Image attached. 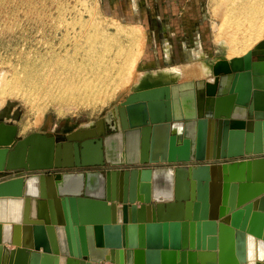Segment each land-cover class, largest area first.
Segmentation results:
<instances>
[{
    "label": "water",
    "instance_id": "95a60500",
    "mask_svg": "<svg viewBox=\"0 0 264 264\" xmlns=\"http://www.w3.org/2000/svg\"><path fill=\"white\" fill-rule=\"evenodd\" d=\"M208 66L212 79L139 85L66 134L0 121V176L26 173L0 180V264H251L264 48Z\"/></svg>",
    "mask_w": 264,
    "mask_h": 264
},
{
    "label": "rangeland",
    "instance_id": "374dc122",
    "mask_svg": "<svg viewBox=\"0 0 264 264\" xmlns=\"http://www.w3.org/2000/svg\"><path fill=\"white\" fill-rule=\"evenodd\" d=\"M112 1L0 0V88L8 92L4 101L0 99V121L18 125L19 137L35 131L66 134L88 126L122 102L134 87L152 84L143 79L171 68L145 69L167 62L196 68L216 61L226 55L220 42L227 46L237 34L235 16L239 14L233 7L249 1L264 6V0H141L134 16L128 8L131 0H122L127 4L123 19L113 13L119 7L113 8ZM116 20L139 27L135 40L106 41L124 28ZM261 31L260 41L264 19ZM133 49L141 51L139 59L120 72L117 67L123 55ZM73 65H77L80 82L84 78L91 82L90 96L103 97V102L73 103L65 99L67 94L51 89L54 77H62ZM189 74L206 73L194 70Z\"/></svg>",
    "mask_w": 264,
    "mask_h": 264
},
{
    "label": "bare ground",
    "instance_id": "6f19581e",
    "mask_svg": "<svg viewBox=\"0 0 264 264\" xmlns=\"http://www.w3.org/2000/svg\"><path fill=\"white\" fill-rule=\"evenodd\" d=\"M233 8L237 12V14H239L238 16H235L237 34L231 40L229 41L227 40L228 41V44H226L227 46H224L225 42H220V43H223V48L221 49V52L226 51L225 56L228 59L235 57V56L244 55L250 49H254L257 46L260 48H264V39L260 41L261 36L263 35L261 29H262V24H263V19H264V12H263L264 6L259 1L253 2V3L252 2L250 3L249 1L248 3L244 2L243 4H237ZM244 19H247L249 21L246 25L243 24L244 22H242ZM117 21L118 20H116V22ZM117 23L119 24L120 27L123 26L125 29L124 28L117 29L116 32L114 33L115 35L111 34L112 37H109V36L106 37L107 42H109L110 40L114 38L118 39L120 37L131 38V40H135V38L138 36V33H139L138 31L139 27L136 28L137 26L134 25L132 28L131 25L129 24L126 25V24L120 23L119 21ZM239 33H241V35H239ZM140 54H141V51L139 49L137 50L133 49L132 51L129 50L127 54L123 55V60L120 63L121 65L117 67L119 71L121 72L125 68L127 69V66L132 64V61L134 62L137 59H139ZM119 55H122V54H119ZM205 63H207V65H210V63L208 62H205ZM207 67H208L207 71L209 72L210 67L209 66ZM77 69H78L77 65H75L74 67H70L69 72L67 71L63 72L65 76L63 75L60 78L54 77V80L52 81L51 86H50L51 89L57 88V90L60 93L67 94L65 99L73 103L89 104V103H92L94 100L95 101L98 100V102H103L105 100L103 97L101 98L98 96L94 98L90 96L91 90L93 91L92 89L93 87L90 85L91 82L89 81V79L85 80V78L82 80V82H80L79 73L77 75L75 74L77 73L76 72ZM120 84L121 83H119V85ZM7 93L8 92L6 90L0 88V97H1L0 99L4 101L5 100L4 98L6 97ZM94 103L97 104V102H94ZM60 229L63 231V228H60ZM249 251H250L251 264H257V263L264 262V242L258 241L250 237ZM64 259L65 258L62 257L61 264H64Z\"/></svg>",
    "mask_w": 264,
    "mask_h": 264
},
{
    "label": "crops",
    "instance_id": "0c3cea01",
    "mask_svg": "<svg viewBox=\"0 0 264 264\" xmlns=\"http://www.w3.org/2000/svg\"><path fill=\"white\" fill-rule=\"evenodd\" d=\"M131 5L129 6L128 4V8L129 10L131 11V13L135 16L139 13V6H138V3L140 4V2L142 3L141 0H131ZM113 3V8L115 7H119L118 10H113V13L115 15H118V16H124L122 10L127 7H125L127 4L123 3L122 0H114L112 1ZM123 7V8H122ZM127 15V14H126ZM123 19H125L123 17ZM163 37H168V33L166 35L163 34ZM166 44V42H165ZM168 44V42H167ZM166 46V45H165ZM169 58V57H168ZM150 65V64H149ZM149 67V66H147ZM166 67H170L171 69H166L165 71H162L161 70V73L159 72H154V75L153 76H150L146 79H143L145 80V83H154L156 81H173V80H178V81H187V80H192V79H200V78H207V79H212V75L210 74V72H207V69L208 67L207 66H200V67H194V68H182L181 65H179L177 62H167L166 64H164L163 66L161 67H156L155 69H145V71H148V70H157V69H161V68H166ZM194 70L196 71H199L201 72L202 70L205 71V75H202V76H190L189 73H194ZM151 74V72H150ZM153 74V73H152ZM180 77V79H179ZM129 95V94H128ZM9 172L7 173H3L1 176H0V180H4V179H7L6 175H8Z\"/></svg>",
    "mask_w": 264,
    "mask_h": 264
},
{
    "label": "built area",
    "instance_id": "2783aa9c",
    "mask_svg": "<svg viewBox=\"0 0 264 264\" xmlns=\"http://www.w3.org/2000/svg\"><path fill=\"white\" fill-rule=\"evenodd\" d=\"M23 174H26V173H24V172H10V173H8L7 176L15 177V176L23 175Z\"/></svg>",
    "mask_w": 264,
    "mask_h": 264
}]
</instances>
